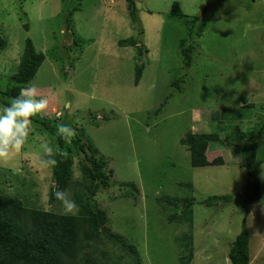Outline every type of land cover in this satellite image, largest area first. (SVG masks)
<instances>
[{"label":"rangeland","instance_id":"374dc122","mask_svg":"<svg viewBox=\"0 0 264 264\" xmlns=\"http://www.w3.org/2000/svg\"><path fill=\"white\" fill-rule=\"evenodd\" d=\"M134 1L136 23L129 0H0V89L31 39L46 59L30 86L49 100L45 116L70 126L108 161L111 185L95 199L108 213L107 227L137 247L143 264H188L181 260L190 256L189 264H232L229 252L244 224L250 264H264V0ZM175 1L184 16L171 15ZM202 14L206 24L191 40L193 19ZM128 38L144 46L142 57L135 45L121 46ZM184 40L195 43L191 65ZM138 63L144 71L136 84ZM254 128L261 135L250 170L241 134ZM32 129L21 152L0 163V193L64 214L62 202L50 203L55 179L41 149L47 142L56 151L59 143L42 124ZM213 130L221 140L210 143L208 155L220 154L224 164L193 166L181 139ZM82 157L67 190L76 205ZM224 194L232 199L205 202ZM187 200L195 202L192 221H171ZM188 232L193 254L184 247ZM104 246L97 248L121 252Z\"/></svg>","mask_w":264,"mask_h":264},{"label":"trees","instance_id":"16d2710c","mask_svg":"<svg viewBox=\"0 0 264 264\" xmlns=\"http://www.w3.org/2000/svg\"><path fill=\"white\" fill-rule=\"evenodd\" d=\"M129 1L130 16L136 23V3L134 0ZM74 10H78V8ZM184 14L180 3L175 1L171 15L184 16ZM72 15L73 11L70 12L68 19L69 27ZM193 22L195 28L193 27L190 31L191 40L201 34L206 19L203 14L196 15ZM123 45H135L140 57L145 53L144 46L140 45L137 38L122 40L121 46ZM0 46L4 47L5 43L0 41ZM194 46L195 43L186 44L185 40L182 42V53L187 59L188 65H191L193 61ZM45 59V53L37 51L33 41L27 39L17 71L12 75L7 87L0 89V106L9 103L13 97L18 95L20 89L30 86ZM143 71L144 63H138L135 73L136 84H139L142 79ZM181 81H183L182 78L175 83L179 84ZM51 118V116L45 115L33 118V122L42 124L60 146L54 151L52 157L56 159L57 163L52 166L55 185L50 192V203L61 202L55 198L57 189L67 195L69 184L73 178L75 158L83 155L81 162L83 184L77 204L78 213L65 215L30 207L25 205L24 200L18 196L0 193V264H117L118 262L121 264H143L137 247L127 241L124 235L114 233L107 227L108 213L98 206L95 199L100 190L111 185V173L114 171L108 168V161L101 154L98 155V147L82 143V137L77 133L75 137H72L71 143H66L57 134L59 122H54L56 120L53 121ZM56 118L61 119L60 117ZM259 131L254 128L252 131L241 134L242 139L245 140V145L242 147L244 165L250 170L256 165L261 135ZM220 140L217 130L211 132L190 131L181 139V142L190 150L192 165L201 167L224 164V159L220 154L212 159L208 155L210 143ZM238 195L240 197L242 194ZM224 199L229 202L232 196L229 194L213 195L208 197L205 202L208 205H213ZM242 202L245 204L244 200ZM185 204L186 209L183 215L170 217L171 221L183 217L192 221L195 202L187 200ZM176 206L179 205L176 204ZM184 240L188 241L187 244L184 243V247L193 254L191 232L185 235ZM250 240V231L244 224L229 252L232 264L251 263ZM109 242L121 250L119 255H113V252H110L112 250L103 251L97 248L99 244L105 247L104 245ZM122 261L124 262L122 263ZM181 261L189 264L191 256L186 259L182 258Z\"/></svg>","mask_w":264,"mask_h":264},{"label":"clouds","instance_id":"9594fccd","mask_svg":"<svg viewBox=\"0 0 264 264\" xmlns=\"http://www.w3.org/2000/svg\"><path fill=\"white\" fill-rule=\"evenodd\" d=\"M48 108L49 100L41 97L35 86L20 89L9 103L0 106V163L10 162L21 152L33 131V118L44 116ZM57 134L66 143H71L75 135L74 130L64 124L57 125ZM41 149L43 155L49 157L42 163L55 166L54 149L47 142L42 143ZM55 198L62 202L65 215H75L78 211L76 203L62 190L55 191Z\"/></svg>","mask_w":264,"mask_h":264}]
</instances>
